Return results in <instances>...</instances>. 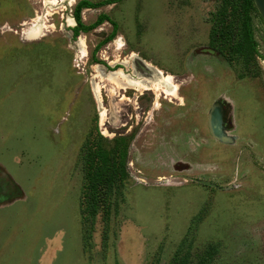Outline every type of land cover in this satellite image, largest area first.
<instances>
[{
	"label": "rangeland",
	"instance_id": "374dc122",
	"mask_svg": "<svg viewBox=\"0 0 264 264\" xmlns=\"http://www.w3.org/2000/svg\"><path fill=\"white\" fill-rule=\"evenodd\" d=\"M77 1L0 0V264H163L182 240L191 253L211 246V264H264V24L256 10V53L237 33L231 67L207 48L221 0L82 10L85 25L98 14L117 24L94 64L111 28L72 38ZM213 106L226 141L210 132ZM97 133L104 148L128 140L127 177L108 214L81 227L80 154Z\"/></svg>",
	"mask_w": 264,
	"mask_h": 264
},
{
	"label": "trees",
	"instance_id": "16d2710c",
	"mask_svg": "<svg viewBox=\"0 0 264 264\" xmlns=\"http://www.w3.org/2000/svg\"><path fill=\"white\" fill-rule=\"evenodd\" d=\"M121 1L123 0H101L97 2L79 0L72 8L71 15L75 23L70 28L72 38H76L79 33L85 34L103 23L110 25L109 34L98 42L92 51L91 58L94 64H101L93 58V55L101 46L115 38L117 24L107 15L98 14L91 24L85 25L81 22L80 12L84 9H96ZM229 5H231V0H221L220 7L211 17L207 46L230 66L236 60L239 52L238 43L235 42L237 33L242 34L248 51L256 53V50L249 15L255 9L252 1L240 0L237 6L230 7ZM259 57L264 60V57ZM114 69H120V66H114ZM102 140V136L98 133L94 136H88L81 149L82 185L79 202L81 227L98 212L104 216L108 214L110 198L121 194L123 183L127 177L125 161L128 153V140L122 137L115 138L108 143L107 148L103 147ZM213 253L214 249L211 246L204 247L199 252L191 253L189 243L187 244L182 240L170 259L163 264H211Z\"/></svg>",
	"mask_w": 264,
	"mask_h": 264
},
{
	"label": "water",
	"instance_id": "95a60500",
	"mask_svg": "<svg viewBox=\"0 0 264 264\" xmlns=\"http://www.w3.org/2000/svg\"><path fill=\"white\" fill-rule=\"evenodd\" d=\"M252 1V4L258 14V16L260 17L261 21L263 22L264 24V0H251ZM215 105V104H214ZM214 107L213 106L209 112V128H210V132L211 134L213 135V137L215 138H219L220 141H224V138L226 135L224 132L222 131H219L216 127H214L213 125V118H212V111L214 110ZM216 130V131H215ZM213 131H215V133H213ZM223 133V134H221ZM221 134V136H220ZM199 183H202V184H206V185H209L210 183H207V182H204V181H198Z\"/></svg>",
	"mask_w": 264,
	"mask_h": 264
},
{
	"label": "bare ground",
	"instance_id": "6f19581e",
	"mask_svg": "<svg viewBox=\"0 0 264 264\" xmlns=\"http://www.w3.org/2000/svg\"><path fill=\"white\" fill-rule=\"evenodd\" d=\"M156 74H158V73H156ZM218 126H219V131H222V132L225 131V125L222 123V119L220 120ZM221 134H223V133H221ZM221 134H220V136H221ZM222 138H224V141L227 140V136H225V137L222 136Z\"/></svg>",
	"mask_w": 264,
	"mask_h": 264
},
{
	"label": "flooded vegetation",
	"instance_id": "af4514ba",
	"mask_svg": "<svg viewBox=\"0 0 264 264\" xmlns=\"http://www.w3.org/2000/svg\"><path fill=\"white\" fill-rule=\"evenodd\" d=\"M78 2V1H77ZM75 5V4H74ZM84 10H88V9H84ZM82 11V10H81ZM71 18H72V15H71ZM73 20V19H72ZM73 22H74V20H73ZM74 25H75V23H74ZM73 27V26H72ZM71 27V28H72ZM71 33V32H70ZM207 48H208V46H207ZM209 49V48H208ZM210 50V52H214V51H212L211 49H209ZM215 53V52H214ZM216 54V53H215ZM218 55V54H217ZM219 56V55H218Z\"/></svg>",
	"mask_w": 264,
	"mask_h": 264
}]
</instances>
